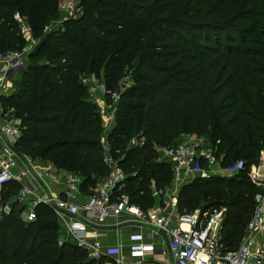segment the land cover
<instances>
[{
	"label": "trees",
	"instance_id": "obj_1",
	"mask_svg": "<svg viewBox=\"0 0 264 264\" xmlns=\"http://www.w3.org/2000/svg\"><path fill=\"white\" fill-rule=\"evenodd\" d=\"M60 1L0 0V53L25 47L19 19L37 40L13 92L0 95L1 110L12 109L18 119L15 149L29 161L74 171L80 188L108 172L109 156L125 176L122 191L129 201L147 209L155 202L152 190L172 178L169 163L156 160V145L203 134L221 166L237 160L242 166L230 176L182 184L175 208L224 207L219 242L233 248L259 189L248 170L264 148V2L77 0L75 15L43 32L59 18ZM82 75L101 78L107 104L116 95L104 143ZM245 75L258 87L261 109L242 95L238 79ZM125 76L129 83L121 88ZM21 211L12 206L0 216V264L111 262L87 258L72 241L58 243L50 205L37 202L27 222Z\"/></svg>",
	"mask_w": 264,
	"mask_h": 264
},
{
	"label": "built area",
	"instance_id": "obj_2",
	"mask_svg": "<svg viewBox=\"0 0 264 264\" xmlns=\"http://www.w3.org/2000/svg\"><path fill=\"white\" fill-rule=\"evenodd\" d=\"M0 59L11 75L21 74L25 69V61L19 52H2ZM3 79L4 75L0 74V91L5 87ZM99 89L103 91L102 83ZM110 97L114 101L115 93H111ZM18 134V119L12 109L2 111L0 108V216L7 214L12 206H17L22 208L20 216L27 222L34 218L37 202L55 205L72 216L51 207L59 224L58 243L72 241L84 250L87 258L109 257L112 259L110 264H145L158 257L166 259L163 264H264V174L261 177L253 172L252 164L248 179L259 189L253 195L251 213L243 233L233 248H226L219 242L224 207L176 211V192L182 184L189 182V177L208 176V171L212 175L230 176L242 166L240 160L221 166L204 137L195 134L187 138L190 135L187 134L171 145L160 149L156 147V160L169 163L172 178L162 190H152L153 197H160L161 205L141 209L131 203L122 191L125 176L109 156L104 159L109 166L108 172L91 186L86 195L80 194L81 177L76 173L66 177L61 197L36 194L34 185L23 181L26 175L33 177L29 169H34L29 159L15 149ZM104 137L103 133L100 138L102 143ZM45 174L54 178L51 172ZM13 183L16 189L7 187ZM4 192L6 200L1 202ZM164 202L168 209L162 207ZM107 225H124L127 243L103 244L87 236L89 229ZM160 231L166 237L167 247Z\"/></svg>",
	"mask_w": 264,
	"mask_h": 264
},
{
	"label": "crops",
	"instance_id": "obj_3",
	"mask_svg": "<svg viewBox=\"0 0 264 264\" xmlns=\"http://www.w3.org/2000/svg\"><path fill=\"white\" fill-rule=\"evenodd\" d=\"M16 17V16H15ZM21 24V30L24 38L26 39L27 43L25 47L21 51H17L20 53L21 57L24 59L25 63L29 61V53L33 50L34 46L37 43V40L30 37L27 27L25 25L24 20L19 19L18 20ZM60 22L57 20H51L48 23V26H46L43 30V32H48L58 26ZM11 51V50H8ZM6 52V51H4ZM0 74L4 75L3 83L5 85L4 89L0 91L1 96H8L10 93L13 92L14 88L16 87V81L19 78V75H11L9 71L5 68L3 61L0 59ZM82 83L86 86L87 94L89 95L90 99L96 104L98 108V114L100 116L101 122H102V129L103 133L106 134V132L109 130V128L112 125V119H113V112H114V101L111 103V105H108L105 102V99L103 97V91L99 89V84L101 83V78H95L93 76L89 75H82ZM182 137V136H180ZM160 149L161 147H157ZM220 159V155L218 156ZM33 171L35 173V176L38 178L37 182L31 175L24 176L23 181H27L34 185L35 193L38 195H41L42 197H61L62 196V189L65 182V179L68 175H74V171H65L62 169H58L49 161L46 160H40L35 159L30 161ZM252 170L253 172L257 173L258 176H263V172L259 173L260 169H264V159L263 162L259 164H252ZM258 167V168H256ZM250 168V167H249ZM259 169V170H258ZM45 172H51L54 175V178H51L49 175H46ZM103 177V176H102ZM17 184L19 185L20 182L17 181ZM38 184V185H36ZM91 187H86L80 189L81 196H84L88 193V190H90ZM160 204V197L155 198V202L153 203L154 206ZM162 207L167 208L168 206L166 202L162 203ZM109 223V221H108ZM114 230L118 231L114 233ZM125 227L122 226H112L107 225L104 227H99L97 229H89L87 231V236L89 238H96L103 244H120L124 245L126 244V233H125ZM109 258V257H108ZM111 261L112 259L109 258ZM158 263H166V259H163L161 257L153 258L148 260L145 264H158ZM103 264H110V262H104Z\"/></svg>",
	"mask_w": 264,
	"mask_h": 264
},
{
	"label": "rangeland",
	"instance_id": "obj_4",
	"mask_svg": "<svg viewBox=\"0 0 264 264\" xmlns=\"http://www.w3.org/2000/svg\"><path fill=\"white\" fill-rule=\"evenodd\" d=\"M207 1H212V0H207ZM261 1L264 2V0H261ZM76 2H77V0H61L60 1L59 18L57 19L58 22L62 21L63 19H65L67 17L75 15L77 13ZM259 8L262 9L260 6H259ZM258 18H260V17H258ZM261 27H263V26L261 25ZM238 82L240 84L241 92H242V95L244 96V98L247 101H249L253 106L261 109L262 108V97H261V95H260V93L258 91V87H257L256 83L254 82V80L252 79V77L249 76V75H245L243 77H240L238 79ZM128 83H129L128 77L125 76L122 79L121 83H120L121 88L123 86L127 85ZM108 105H111V103L108 104ZM261 111H262V119H263V122H264V110H261ZM193 135L196 136L194 133H191L190 135L187 136V138L191 137ZM200 136L204 137L206 139V137L203 134L200 135ZM182 138L183 137L179 138L176 141L168 142L166 144L156 145V146L163 148V147L171 145V144H173V143H175L177 141H180ZM206 144L210 145L209 142H206ZM263 159H264V148H263V150H261L259 152L258 159L254 163V165L258 164V166H259L260 162L261 163L263 162ZM256 168H258V167H256ZM206 169H207V167L205 166L204 169H203L204 173L206 172ZM259 171H260L259 173H261V172L264 171V169H260ZM208 174H209L208 176L207 175L206 176H197V175L191 176V177L188 178V181L190 182L191 180L196 179V178H207V177H210V176H219V175H212L211 171L210 172L208 171ZM11 187L14 188V189L17 188L15 185L11 186ZM202 194H203V192L201 193V195ZM201 200H202V202H200V203L204 204L203 199H201ZM205 203H207V202H205ZM197 208H200V207H197ZM212 208L213 207H208L207 209H212Z\"/></svg>",
	"mask_w": 264,
	"mask_h": 264
},
{
	"label": "water",
	"instance_id": "obj_5",
	"mask_svg": "<svg viewBox=\"0 0 264 264\" xmlns=\"http://www.w3.org/2000/svg\"><path fill=\"white\" fill-rule=\"evenodd\" d=\"M16 153L19 154L17 151H16ZM29 172L33 175V177H34L36 180H38V178L35 176V173H33V171H32L31 169H29ZM51 207H52L53 209H55L56 211H58V212L64 214V215H67V216L72 217V216L69 215V214L67 213V211H65L64 209L57 208L55 205H52ZM160 235H161V237L163 238V240H164V242H165V245H166V247H167L166 237H165V235H164V233H163L162 231H160ZM167 250H168V248H167Z\"/></svg>",
	"mask_w": 264,
	"mask_h": 264
}]
</instances>
